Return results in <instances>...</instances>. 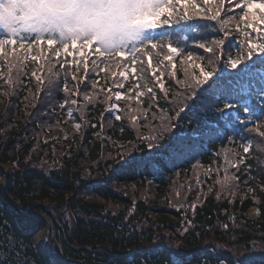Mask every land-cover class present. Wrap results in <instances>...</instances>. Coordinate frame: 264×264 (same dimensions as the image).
I'll use <instances>...</instances> for the list:
<instances>
[{
	"label": "trees",
	"instance_id": "1",
	"mask_svg": "<svg viewBox=\"0 0 264 264\" xmlns=\"http://www.w3.org/2000/svg\"><path fill=\"white\" fill-rule=\"evenodd\" d=\"M196 4L193 8L191 3L177 5L173 0V14L165 12L160 28L149 33L157 44L151 49L152 68L146 67L147 56L142 58L143 67L139 61L128 64L124 58L119 66L110 62L88 92L92 99L78 100V108L57 107L69 95L62 90L45 96L47 58L52 57L47 44L31 50L27 41L24 48L5 45L0 54V98L6 102L0 110V168L8 172V195L22 210L51 220L50 246L72 264H236L232 255L224 256L217 247L264 245V72H251L245 79L232 75L248 72L245 65L252 61L264 65V53L247 56V45L264 43V39L237 29L244 24L264 29V22L259 21L264 11L254 8L255 20L251 15L244 22L232 18L225 35L223 29L217 32V21L208 17L213 13H219L218 19L223 17L228 0L208 4L196 0ZM185 13L193 20L179 19ZM165 19L170 22L164 24ZM207 34L211 35L205 46L213 47L212 53L199 47V37ZM220 37L225 40L223 51L212 43ZM259 37H264V31ZM169 43L182 51L195 50L193 60L188 61L186 54L177 57L170 53ZM79 51L69 48L70 54L61 53L60 59L69 62L64 68L53 60L56 84H62L65 75L72 76L74 61L79 62L76 75L83 77L90 51ZM225 55L240 60L237 69L224 66ZM193 63L200 67L193 68ZM88 64L92 76L96 69L91 60ZM200 68L214 70L213 76L193 95L187 79L192 75L203 79ZM154 70L156 76L151 75ZM217 75L234 87V94L228 97L233 108L213 101L176 118L177 101L186 109L197 105L199 92ZM114 79L122 81L123 88L113 85ZM73 83H69L70 89ZM85 83L91 81L82 80L80 87ZM116 91L125 98L116 101ZM114 104L120 107V120L110 113ZM69 109L81 124L79 131L64 139H48L72 122L66 119ZM168 125L171 127L164 131ZM152 137L158 139L151 147L147 140L138 142ZM178 143H184L189 154L173 167L165 157L169 147ZM244 147L249 148L247 153ZM125 149H131L129 157L146 161L151 159L148 153L159 150L162 155L156 159L162 162L126 168L114 176L112 169L125 159ZM232 175L237 179L221 186L220 181ZM253 208L258 211L255 217L249 214ZM45 226L43 220L11 205L0 189V264H58L36 246V235ZM245 262L264 264V258Z\"/></svg>",
	"mask_w": 264,
	"mask_h": 264
},
{
	"label": "snow or ice",
	"instance_id": "2",
	"mask_svg": "<svg viewBox=\"0 0 264 264\" xmlns=\"http://www.w3.org/2000/svg\"><path fill=\"white\" fill-rule=\"evenodd\" d=\"M27 4L30 5L29 14L23 17L24 24L23 27H16V22L14 20L4 21L0 18V27H4L7 31L4 32V36L0 37V54L5 50V45H19L20 48L25 47V41H27V47L29 50L36 47L37 45L47 44L49 46V51L52 53L51 58L48 59L49 75L47 77L48 89L45 92V96H48L54 91H63L69 95L62 97L57 103L58 108H72L73 106L79 107L78 100L90 101L91 96L88 95L90 89H94L98 83L96 76L100 71H104L108 68L110 62H115L119 66L121 58H124L128 64H135L140 62L142 67L144 65L143 57L147 56L148 61L146 67L152 68V55L151 49L156 48L157 44L153 37L149 33L160 28L161 17L165 12H168L169 16L173 13L170 9L173 6V0H25ZM210 0H203L204 4H208ZM223 2V0H222ZM191 3L193 8H197L196 0H176V4ZM239 8L240 11H229L228 9ZM254 8H259L264 11V3L255 4L253 0H228L227 9L224 10V16L218 19L219 13H213L208 17L212 21H217L220 30H224L225 35H228L227 24L232 18H237L239 21H247L251 15L255 20V15L253 13ZM187 19L188 21L193 20L191 14L185 13L181 15L179 19ZM260 22H264V15L259 17ZM170 21L165 19L164 24H168ZM179 22V21H177ZM251 28L253 31L248 32L247 29ZM237 29L243 32L244 35L252 36L255 34L256 37L264 39V37H259V33L264 31V29L256 28L255 24H244L243 28L237 25ZM211 34H207L199 37L200 48H204L206 53H212L213 47H206L205 41L208 40ZM214 45L221 46V51H223L222 46L225 43L223 37L217 38L212 41ZM151 45V48L148 46ZM248 53L247 56L251 58L256 51L264 53V43H249L247 45ZM76 49L77 51L81 48L90 49L88 57L84 60V75L83 77H78L76 75L79 72V62L74 61V67L72 69L73 74L69 78L65 75L62 84H56V73L53 71L51 65L53 60L58 63L61 68H64L69 64L67 59H60L61 53H68V49ZM145 49H148L145 51ZM168 50L170 53L175 54L177 57L182 54H186V59L188 61L193 60V51L187 50L183 51L179 48V45L172 46L171 43L168 44ZM94 55V58H93ZM166 58L171 61L172 56L168 55ZM36 59V57H33ZM260 57H257L259 60ZM88 60H91V66L96 69V72L92 75H88ZM211 63V57H209ZM224 66H230L232 69H237L240 64V60L233 59L231 55H225L223 58ZM175 68V64L172 65ZM193 68L200 67V65L193 63ZM245 69L248 72L241 70L240 72L233 73V77H239L240 79H245L249 73L255 71L264 72V65H257L256 61H252L251 64H246ZM135 71V69H133ZM214 71V70H213ZM213 71L205 72L203 68H200V75L203 76L201 79L199 76L192 75L187 79V85L192 89V94L195 95V90L200 88L201 85L205 84L213 76ZM36 80H40V77L36 75L35 72L32 73ZM152 76H156V71H152ZM175 75V73H173ZM188 76V74H185ZM159 79V77H157ZM82 80H90L91 83H85L83 88L80 87ZM11 82V81H9ZM72 84V88H69V83ZM113 85H118L119 88H123V82L119 80H113ZM228 81L225 77L217 75L212 83L208 85L207 88L202 89L199 92L201 97L197 105H192L191 108L186 109L184 104L177 101L174 108V116L176 118H181V114L187 115L189 111L196 112L200 110V105H207L213 101H223L226 109L233 108V104L229 101L228 97L234 94V87L230 88ZM139 87V84L136 85ZM160 89L163 90L164 85L161 83L159 85ZM150 92L151 88L148 89ZM264 90V89H262ZM112 89H108V93L111 94ZM115 100L121 101L125 97L120 91L115 92ZM110 98V96H109ZM155 100V93L152 97ZM89 107L91 105L89 104ZM66 115L70 118L74 117L73 111H66ZM227 115V113H225ZM78 119V117H76ZM115 120H120L121 117L117 114L114 117ZM169 120L172 116L168 117ZM77 129L81 127L79 123L75 125ZM168 125L163 130L167 131ZM123 131V126H121ZM158 137H152L151 140L148 138H143L138 142H144L147 140L149 147L153 146L154 142ZM131 149H125L123 159L119 167H114L112 169L113 175L119 174L126 168H131L133 166H139L142 164L150 163H161V160H157L159 150L155 153H148V157L151 159L143 160L135 156L129 157L127 153ZM243 151L247 153L249 151L248 147H244ZM189 150L184 143H178L176 146L169 147L168 153L166 155V160L171 163L173 167L178 166L176 161L188 156ZM195 159V157H192ZM165 166H167L165 164ZM237 171L239 167L237 165ZM237 177L235 175L225 176L223 181H220L221 186L227 183L229 180L235 181ZM246 180H250V176L245 177ZM231 190V189H229ZM251 190V189H250ZM192 210L195 211V205L192 206ZM187 224H191V221H186ZM227 227V225H225ZM237 264H246L245 261H238Z\"/></svg>",
	"mask_w": 264,
	"mask_h": 264
},
{
	"label": "rangeland",
	"instance_id": "3",
	"mask_svg": "<svg viewBox=\"0 0 264 264\" xmlns=\"http://www.w3.org/2000/svg\"><path fill=\"white\" fill-rule=\"evenodd\" d=\"M5 105H6V102L0 98V110L1 111H2V108L5 107ZM115 109H116V107H115ZM69 110L73 111L72 109H69ZM112 111H114V108L113 109L111 108L110 112H112ZM66 119H70L72 121L67 126V128L66 129H61V128L56 129L48 139H57V138L64 139V138H67L68 135H71L73 133L75 134L79 131L75 127V125L77 124L75 117L70 118V117L66 116ZM0 169H2V168H0ZM4 169L6 170V168H4ZM3 175H4V173L0 174L1 183L4 180ZM249 211H250L249 214L251 217H255L258 214V211L255 208H253ZM28 222L31 223V221H28ZM43 236L44 235H41V239L43 238ZM219 246H220L219 250L221 251V253L224 254V256H231L232 255L233 256L232 258L236 264L238 261H248L249 262L250 260H255V259L261 260V258H264V245H259V244L253 243L250 246V248H244V247L238 248V247H230V246L226 247V246H222V245H219ZM56 250L57 249L54 246L53 251H56Z\"/></svg>",
	"mask_w": 264,
	"mask_h": 264
},
{
	"label": "clouds",
	"instance_id": "4",
	"mask_svg": "<svg viewBox=\"0 0 264 264\" xmlns=\"http://www.w3.org/2000/svg\"><path fill=\"white\" fill-rule=\"evenodd\" d=\"M29 8L25 0H0V18L4 21L14 20L16 27H23V17L29 14ZM5 31L6 28L0 27V32Z\"/></svg>",
	"mask_w": 264,
	"mask_h": 264
},
{
	"label": "water",
	"instance_id": "5",
	"mask_svg": "<svg viewBox=\"0 0 264 264\" xmlns=\"http://www.w3.org/2000/svg\"><path fill=\"white\" fill-rule=\"evenodd\" d=\"M0 173H4L3 177H4V180L2 182V186H1V191H2V194L3 196H5L6 199H8V201L11 203V205L17 207V209L22 212L23 214H26V215H29V216H35L36 218H40L42 220L45 221L46 223V229H45V233L42 231V233H44V238L42 240V246L45 250V252L49 255V257L55 259L57 262H59L60 264H71L69 263L67 260H65L63 257H60L58 256L57 254L53 253L52 251H50V248H49V239H50V236H51V222L50 220H48L47 218H45L44 216H42L41 214H34V213H31L29 211H25V210H22L21 207L16 203L14 202L10 196L8 195V192H7V184H8V176H7V171L3 168V169H0Z\"/></svg>",
	"mask_w": 264,
	"mask_h": 264
},
{
	"label": "bare ground",
	"instance_id": "6",
	"mask_svg": "<svg viewBox=\"0 0 264 264\" xmlns=\"http://www.w3.org/2000/svg\"><path fill=\"white\" fill-rule=\"evenodd\" d=\"M38 242H40L41 241V234H39V237H38Z\"/></svg>",
	"mask_w": 264,
	"mask_h": 264
}]
</instances>
